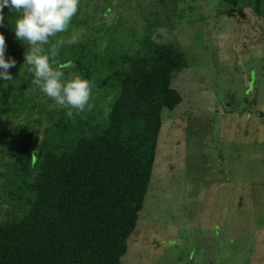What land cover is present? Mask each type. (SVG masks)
<instances>
[{
  "label": "trees",
  "instance_id": "1",
  "mask_svg": "<svg viewBox=\"0 0 264 264\" xmlns=\"http://www.w3.org/2000/svg\"><path fill=\"white\" fill-rule=\"evenodd\" d=\"M226 1L222 15L242 13L239 0ZM242 3L264 20L263 0ZM80 7L45 46L64 40L59 68L92 83L90 105L72 118L54 102L44 109L41 91L28 97L27 46L6 43L16 66L12 80H0V142L13 145L9 160L0 155V264H121L151 189L164 120L183 102L173 86L190 68L183 51L147 31L137 41L120 23L106 30L112 38L101 53L95 41L69 44L73 28L87 24L90 10ZM2 15L7 39L17 17L8 8ZM26 111L38 118L18 124Z\"/></svg>",
  "mask_w": 264,
  "mask_h": 264
},
{
  "label": "rangeland",
  "instance_id": "2",
  "mask_svg": "<svg viewBox=\"0 0 264 264\" xmlns=\"http://www.w3.org/2000/svg\"><path fill=\"white\" fill-rule=\"evenodd\" d=\"M242 1V13L229 16L221 14L226 0H79L90 12L72 35L95 41V53L120 23L137 41L147 31L174 43L190 62L173 80L183 102L164 120L151 189L121 264H264V20ZM6 38L12 44L15 33ZM36 102L53 109L43 93ZM32 117L26 111L17 123ZM12 147L0 142L4 160Z\"/></svg>",
  "mask_w": 264,
  "mask_h": 264
},
{
  "label": "clouds",
  "instance_id": "3",
  "mask_svg": "<svg viewBox=\"0 0 264 264\" xmlns=\"http://www.w3.org/2000/svg\"><path fill=\"white\" fill-rule=\"evenodd\" d=\"M79 0H0V26L4 23L3 9L8 8L16 15L14 23L15 38L27 46L25 63L33 73L32 83L52 99L55 106L65 109L66 115L72 118L74 112L79 114L90 105L92 83L78 73L67 78L59 68L55 57L64 40L52 44L50 38L58 33L68 31L73 17L78 12ZM163 33L164 29H158ZM80 33H74L69 44L79 42ZM156 40V36H153ZM5 37L0 34V80L13 79L9 69L16 66V59L6 57Z\"/></svg>",
  "mask_w": 264,
  "mask_h": 264
}]
</instances>
